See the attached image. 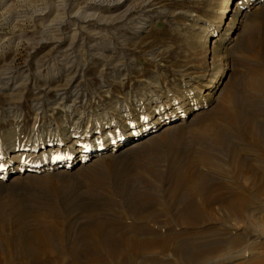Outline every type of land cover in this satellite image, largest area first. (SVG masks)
Returning <instances> with one entry per match:
<instances>
[{
	"label": "rangeland",
	"instance_id": "1",
	"mask_svg": "<svg viewBox=\"0 0 264 264\" xmlns=\"http://www.w3.org/2000/svg\"><path fill=\"white\" fill-rule=\"evenodd\" d=\"M62 1L66 10L73 3L74 11L86 2ZM223 4L226 0H127L122 21L102 24L95 19L87 24L85 29L92 35L85 34V42L76 45L81 64L76 107L91 115L106 112L125 131L143 122L155 125L151 129L155 131L147 133L141 145L132 147L133 141H129L116 151L108 149L100 157L69 168L65 165L71 161L67 155L71 148L65 141L58 153V160L64 161L59 164L62 167L21 175L10 159L16 151L29 149L25 141L35 119L46 132L47 127L70 116L67 107H58L54 91L65 87L63 63L53 56L55 42L42 34L41 28L56 16L53 9L58 3L0 0V74L13 67L27 77L19 89L24 102L17 114L7 104L5 91L0 90V150L3 146L11 149L0 159V264H79V258L85 261L81 248L90 242L95 248L97 234L93 230L98 222L116 228L134 226L137 216L164 209L159 204L153 206L152 201V206L149 204V198L160 196L159 191L154 192L158 174L175 176L189 169L191 173V161L198 155L221 160L225 154L224 149L198 144L190 130L216 131L221 126L239 140L242 149H253L242 151L241 156L264 154V144L261 147L251 138L257 135L241 131L251 130L243 123L246 115L264 134V79L261 95L252 96L246 88H239L254 73L264 76V2L256 1L245 9L242 0H230L222 23L217 24ZM39 13L45 15L43 24L37 20ZM145 22L144 30L137 28ZM74 24L69 20L64 31L76 28ZM208 25L213 26V34L202 46ZM94 43L113 47L115 54L125 57L124 65L110 68L102 59L90 58L87 50ZM20 82L22 79L16 84ZM44 90H49V96L36 115L31 101ZM155 97L158 103L149 105ZM225 99L234 111L219 119L217 102ZM123 109L129 110L128 119L122 117ZM212 110L215 112L209 113ZM173 115L175 122L163 127L164 119ZM69 126L71 123H63L61 136L70 133ZM83 130L85 126L79 132ZM151 135H155L153 139L161 137L146 144ZM96 162L99 164L93 165ZM17 175L20 178L14 179ZM139 197L147 199L150 206L140 204L132 212L129 204ZM164 219L157 221L159 225ZM261 243L264 246V239ZM74 249H79L76 261L71 254ZM155 250H146L149 259L173 262L168 253L154 255Z\"/></svg>",
	"mask_w": 264,
	"mask_h": 264
},
{
	"label": "bare ground",
	"instance_id": "2",
	"mask_svg": "<svg viewBox=\"0 0 264 264\" xmlns=\"http://www.w3.org/2000/svg\"><path fill=\"white\" fill-rule=\"evenodd\" d=\"M61 1L56 0L58 5L53 9L56 16L41 28L42 34L49 35L55 42L53 56L63 63L65 87L54 91L55 97L59 98L58 107H67L70 116H66L60 124L50 125L46 128V132L41 131L42 129L37 126V118L35 119L32 131L25 141V147L29 149L16 151L10 159V162L16 164L21 175L46 172L57 166L62 167L63 165L59 164L64 161L58 160V153L65 145V141L70 142L68 148H71L70 153H67L71 161L65 165V168H69L72 164L84 163L89 158L100 157L108 149L112 152L116 151L129 141H133L132 147L141 145L144 143L141 139L147 133L155 131L151 129L156 128L154 123H152L154 126L150 127L148 122H143L142 125L134 123L129 131H125L108 113L91 115L80 111L75 104L81 93L80 83L77 81L81 64L76 45L85 42V34L92 35L85 29L87 24L91 25V22L96 20V23L102 24L122 21L127 15V12L122 10L127 0H86L85 3L83 2V7L76 11L73 10V3L67 10L64 9ZM229 1L226 0V4H223V8L219 10L217 24L222 23ZM242 1V7L245 9L256 1L264 2V0ZM57 14L62 16L58 17ZM36 16L42 24L46 22L44 14L39 13ZM69 20L75 22L76 28L66 33L63 27ZM145 25L147 26L146 22L137 28L144 30ZM212 29L213 26H207V34L202 46L207 44L209 35L213 34ZM88 48V56L102 59L106 62L104 66L113 68V65H124L125 57L115 54L116 50L113 47L94 43ZM107 50L109 56L104 54ZM114 56L115 62L110 61L115 58ZM220 72H224V69ZM262 75V73L252 74L250 76L252 79L243 82L242 85L239 84V88L241 86L246 88L247 93L252 96L261 95L264 79ZM26 78L13 67L6 68L0 74V90L5 91L6 102L14 112L24 102L19 89ZM20 79L22 82L16 84ZM48 96L49 90H44L31 101L32 108L37 111L36 115L45 108V99ZM158 99L155 97L147 103L156 104ZM219 102V111L212 110L209 113L215 112L216 117L220 119L222 115L229 116L228 111H234L227 99L217 103ZM160 108L162 110V107ZM123 110L125 113L123 112L122 117L128 119L129 110ZM174 117L175 115L164 119L166 121L163 127H169L175 122ZM65 122L71 123L70 133L61 136L60 130L65 129L62 127ZM243 123L251 130L241 131L255 133L257 136H251L252 140L259 142L260 146L264 144V134H260L257 130L253 118L244 115ZM84 126L85 130L80 133V129ZM113 128L115 131L112 130ZM217 129L189 132L200 145L205 144L219 151L224 149L222 151H225V154L222 152L224 156L221 160L215 156L202 154L191 161L190 168L194 169L191 173L189 169L188 172L178 171L175 176L165 177L158 174L157 180L154 181L156 187L154 192L159 191L160 196L149 198V204L152 206V201L153 206L159 204L164 209L147 211L146 214L137 216L135 223L137 225L134 226L116 228L102 221L98 222L93 230L97 234L95 248H92L91 242L86 243L81 248L85 261L79 258V264H264V249H262L264 246L261 243L264 239V215H259L261 210L264 211V154L251 158L241 156L242 151L251 152L253 149H242L239 140L230 136L228 130ZM214 131V137L211 138ZM90 137H93V140ZM160 137L158 135L156 139ZM153 138L155 135L149 136L146 144L156 140ZM109 146L112 148H108ZM9 153L11 149L3 146L0 150V159ZM33 160L36 162H32ZM99 162L93 165H98ZM18 178L19 175L14 177V179ZM143 199L139 197L135 199L136 202H130V210L135 212L140 204L149 205L147 199L142 201ZM160 218H165L161 225L157 222ZM155 223L157 225H152ZM148 248L156 249L154 255L157 256L168 253V256L173 258V262L162 263L156 258L149 259L148 254H145ZM78 251L79 249H74L71 252L74 261L78 257ZM61 258L62 256L58 257L55 262Z\"/></svg>",
	"mask_w": 264,
	"mask_h": 264
}]
</instances>
